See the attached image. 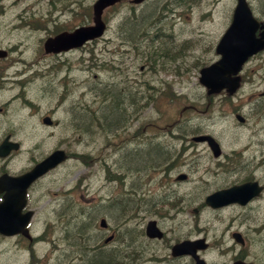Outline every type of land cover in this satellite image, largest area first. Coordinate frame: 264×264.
Here are the masks:
<instances>
[{
	"label": "flooded vegetation",
	"instance_id": "flooded-vegetation-1",
	"mask_svg": "<svg viewBox=\"0 0 264 264\" xmlns=\"http://www.w3.org/2000/svg\"><path fill=\"white\" fill-rule=\"evenodd\" d=\"M72 1L70 18L18 19L15 25L0 28L9 26L10 34L19 33L17 39H23L0 42V211L7 220L4 224L12 230L0 232V264H71V250L76 264L88 263V253L96 251L106 253L103 259L96 256L97 264H264V49L250 59L254 75L235 74L237 85L208 92L199 84L205 101L192 98L183 104L175 130L157 133L158 147L151 148V140L143 138L142 145L124 151L126 155L157 149L164 155L133 167L144 179L141 175L130 179L127 190L119 184L105 205L97 201V213L103 209L106 221L104 226L98 223L95 247H84L88 239L73 246L56 235L46 239L52 230H70L69 172L59 178L54 174L71 152L58 143L38 152V136L52 133L38 132L37 124L54 128L60 120L49 111L37 116V77L61 72L70 52L82 53L87 48V41L70 45L60 36L87 24L82 19L85 0ZM41 7L31 10L37 12ZM54 8L52 5L50 10ZM72 11L78 17L71 16ZM14 26L19 30H12ZM39 61H44L42 67ZM129 99L126 96L124 102ZM214 99L230 105L215 113L224 124L220 134L215 131V115L207 112ZM131 113L116 127L128 124L125 134L133 136L140 121L135 108ZM146 123L153 124L144 122L142 128ZM117 136L118 131L111 134V138ZM213 138L218 147L209 142ZM57 147L65 149L66 160L34 178L23 190L18 177ZM184 204H191V217L183 215ZM107 206L118 208L125 214L123 219L132 223L113 225L115 221L109 222L105 215ZM178 207L176 217L169 213ZM87 214L79 212V216ZM141 214L143 223L138 227L134 219ZM174 218L179 222L171 227ZM151 221L156 228L150 227ZM46 242L39 254L38 246Z\"/></svg>",
	"mask_w": 264,
	"mask_h": 264
},
{
	"label": "rangeland",
	"instance_id": "rangeland-1",
	"mask_svg": "<svg viewBox=\"0 0 264 264\" xmlns=\"http://www.w3.org/2000/svg\"><path fill=\"white\" fill-rule=\"evenodd\" d=\"M93 2L94 0L84 1L86 6L92 5ZM48 3L49 0H1L0 28L2 25H15L18 19H31L30 7L42 6L40 10L46 14L52 13L51 17L70 18L68 14L74 6L73 1L67 6L53 10H49L52 5ZM250 3L257 14L264 13V0H250ZM57 4L60 5L62 2L55 5ZM234 4L235 0H145L137 6L129 0H121L104 11L108 28L104 36L98 38L97 43L89 44L85 52H70L61 72L38 75L37 116L49 111L60 120V124L54 128L37 124L38 132L44 129L45 132L52 133L48 136H38V152L44 153L56 143L71 152V157L54 174V177L59 178L69 172L70 230L66 233L52 230L50 236H46L47 240L56 235L58 239L64 238L69 246H73L72 243L79 244L86 239L88 242L84 247L87 244L95 247L99 243L97 226L103 215V209L97 213V209L92 208L87 215L79 216V212H75L77 206L88 207L97 200H101L105 205L119 184L122 189L127 190L130 179L140 175L144 179V175L136 173L133 167H142L149 159L164 155L159 153L160 150H153L154 148L152 152L141 154L124 155V151L131 145L136 146L138 140L135 142L133 139L138 137L152 138L151 148L159 146L157 134L153 131L144 133L142 129L175 130L178 107L181 102L186 103L187 98L174 99L175 91L163 89L160 85L162 80L172 79V89L184 93L189 91L195 94L194 97L198 100L202 99L203 92H200L201 88L196 82L197 64L205 65L215 57L216 52L212 50V44L217 42L227 27ZM86 10L89 11L88 8ZM71 16L78 17L73 11ZM9 30H11L9 26L0 30L1 43L23 40L17 39L21 36L19 33L10 34ZM12 30L19 29L14 26ZM156 30L159 31V37L170 36L172 39L168 42L160 39L154 43V46L159 48L161 54H163V46L170 50L175 49L176 60L173 56L155 54L153 48L148 51V44L154 42L157 37L152 34ZM146 39L148 42H145ZM132 43L135 44L131 45ZM38 63L42 67L44 61ZM107 63H110L111 67H108ZM179 65L180 68L184 66L181 70L183 73L176 78L171 69L178 72ZM153 68L156 72L152 70ZM148 75L150 87L144 82ZM194 84L199 92L193 87ZM128 92H131L135 98L124 102ZM116 93L122 98H117ZM214 100L213 103H208L207 112H213L212 114L215 115V131L220 134L224 124L215 113L230 109V105L218 101L219 99ZM201 101L204 102L205 99ZM201 101L198 104H201ZM131 108L136 109V117L140 121V124L135 125L133 136L125 134L128 124L124 127H116L118 122L124 120L122 118L132 114ZM188 115L192 113L188 112ZM17 118L24 119L22 115H18ZM199 118L203 119L201 116ZM148 121L157 124L146 123L142 128V124ZM117 131L119 136L111 138V134ZM131 140L133 141L130 142ZM165 141L169 142V139ZM139 161L140 163H135ZM104 171L108 172L109 179H105ZM184 186L187 184L181 185ZM43 203V201L39 203V214L42 212ZM190 206L191 204H184L187 208L183 213L185 217H191ZM107 208L106 212L104 211L106 218L109 222L114 220L113 225L121 227L122 222L127 225L132 223L123 219L125 214L118 208L110 206ZM178 209L179 207L169 213L176 217ZM141 217L142 214L140 218L134 219L138 227L143 223ZM178 222L179 220L174 218L170 226L175 227ZM40 226L39 220L38 227ZM177 227L181 226L177 225ZM124 235H127V232H124ZM47 244L46 242L38 246L39 254L44 251ZM124 248L128 250L130 246L126 245ZM116 249L119 251V248ZM70 253L73 254V251L71 250ZM88 254L90 259L94 253ZM111 254L112 252L108 256ZM94 261L97 264V257L92 263Z\"/></svg>",
	"mask_w": 264,
	"mask_h": 264
},
{
	"label": "water",
	"instance_id": "water-1",
	"mask_svg": "<svg viewBox=\"0 0 264 264\" xmlns=\"http://www.w3.org/2000/svg\"><path fill=\"white\" fill-rule=\"evenodd\" d=\"M103 0H99L94 5L96 14L101 10ZM98 12V13H97ZM250 12L245 5L244 0H239L238 7L234 13V17L230 28L227 30V36L231 37V57L236 58L246 53L254 51L257 47L263 44L252 37V24ZM264 35V30H263Z\"/></svg>",
	"mask_w": 264,
	"mask_h": 264
},
{
	"label": "bare ground",
	"instance_id": "bare-ground-1",
	"mask_svg": "<svg viewBox=\"0 0 264 264\" xmlns=\"http://www.w3.org/2000/svg\"><path fill=\"white\" fill-rule=\"evenodd\" d=\"M127 150V149H126ZM136 151V150H135ZM134 151V152H135ZM142 153V151L139 153V154H141ZM145 153V152H144ZM156 155V154H155ZM85 157V156H84ZM141 158V157H140ZM142 160V159H141ZM140 162V161H139ZM128 167V166H127ZM126 167V168H127ZM103 186V185H102ZM119 210V209H118ZM113 214H115V213H113ZM122 221V220H121ZM66 247V246H65ZM66 249V248H65ZM62 252V251H61ZM64 252V251H63ZM97 252V251H96ZM67 253V252H66ZM69 253V252H68ZM61 254V253H60ZM65 254V253H64ZM97 256L99 257V258H102V257H105V252H103V251H98L97 253ZM108 254V253H107ZM62 256V255H61ZM66 257H67V254L65 255ZM75 256V252L73 253V254H71L70 253V257H69V260H70V262H71V264H76V262H75V259L73 258ZM103 259V258H102ZM111 260V259H110ZM99 261V260H98ZM64 262V261H63ZM62 262V263H63ZM61 263V262H60ZM97 263H99V262H97Z\"/></svg>",
	"mask_w": 264,
	"mask_h": 264
},
{
	"label": "trees",
	"instance_id": "trees-1",
	"mask_svg": "<svg viewBox=\"0 0 264 264\" xmlns=\"http://www.w3.org/2000/svg\"><path fill=\"white\" fill-rule=\"evenodd\" d=\"M150 152H151V151H150ZM135 163H140V162H135ZM96 256H97L96 253L93 254V255H91L89 262L86 263V264H95V261H94V263H92V262H93L94 258H96ZM91 259H92V260H91Z\"/></svg>",
	"mask_w": 264,
	"mask_h": 264
}]
</instances>
